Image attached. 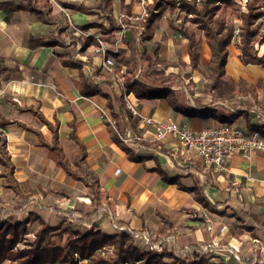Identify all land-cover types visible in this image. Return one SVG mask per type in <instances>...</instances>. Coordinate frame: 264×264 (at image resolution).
I'll return each instance as SVG.
<instances>
[{"label":"crops","instance_id":"1","mask_svg":"<svg viewBox=\"0 0 264 264\" xmlns=\"http://www.w3.org/2000/svg\"><path fill=\"white\" fill-rule=\"evenodd\" d=\"M49 1L55 25L41 22L30 11L28 0H0V114L12 121L4 132L16 167L15 177L25 195L33 194L30 201H25L5 188L0 178V224L26 221L32 214L43 220L53 218L42 202L56 200L59 206L53 211L57 218L54 217L51 227L59 226L62 217L68 216V224L89 228L95 225L108 235L118 232L117 225L138 234L173 238L177 250L209 248L210 258L216 262L264 263V153L255 152L250 160L235 157L231 173L226 175L205 168L197 155L186 151L174 137L156 141L154 129L144 127L134 117L132 123L125 118L126 124L121 122L118 133L149 144L158 143L161 151L149 150L148 158L131 161L113 139L112 131L117 132V128L107 100L102 95L82 96L79 70L64 63L82 64L85 75L92 77L102 93L114 100L116 95H121V84L100 68L104 58L99 45L91 42L86 51L79 52L88 39H101L110 51L117 52L114 54L125 53L132 65L136 49H145L147 55L160 61L182 62L186 66L166 69V75L179 77L181 86L177 82L166 83L174 95L173 103L172 97L139 100L131 94L128 96L131 105L143 115L171 119L197 132L230 123L263 136L264 69L243 64L240 50L235 44L230 45L226 74L236 83L241 80L254 86L257 97L219 101L205 91L207 78L189 66V55L185 52L188 41L183 38L175 45L171 39L176 32L169 27L167 11L155 22L153 39L139 43L131 28L111 29L102 11V0ZM111 2L118 25H121L118 20L121 13H127V6L132 7L135 18L140 12L134 0ZM38 3L42 5V0ZM59 27L63 32L58 31ZM189 30L200 41L197 51L200 68L204 69L211 60V51L202 32ZM164 34L170 39L163 41ZM31 37L57 44L31 49ZM140 68L148 71L146 65ZM97 69L101 74H97ZM113 105L119 113L115 101ZM29 107L39 109L50 123L58 125L59 141L69 160L79 150L71 134L84 145L88 170L96 175L107 200L104 211L91 218V224L84 220L95 211L90 205V189L68 177L50 159L49 149L40 144L36 132L49 143L52 132L37 117L19 110ZM102 111L110 115L113 124L102 116ZM125 145L139 155L136 143ZM248 176L251 181L247 180ZM163 217L169 225L160 232L165 224ZM80 221L86 222L80 224Z\"/></svg>","mask_w":264,"mask_h":264},{"label":"trees","instance_id":"2","mask_svg":"<svg viewBox=\"0 0 264 264\" xmlns=\"http://www.w3.org/2000/svg\"><path fill=\"white\" fill-rule=\"evenodd\" d=\"M112 0H102V11L111 23L113 31L124 27L131 28L135 37L142 41H150L153 39V26L155 22L161 19L168 7L176 8L182 18V25L175 28L187 41V52L189 55V66L193 71L202 72L208 80L205 91L214 95L219 101H227L235 99L239 96L257 97L254 86L249 85L245 81L236 83L226 74V64L228 61V47L235 44L240 50V59L245 65H258L264 69V52L261 54L256 46L258 39L259 44H264V0H144L145 15L138 25H131L130 19L135 18L131 6H127L126 16L128 21L125 24L118 25L113 17ZM28 6L32 13L45 24L55 25L54 18L51 17L52 6L49 0H42L39 6L38 0H28ZM191 23L203 33L206 38L207 45L211 51V60L204 71H200V54L197 51L199 40L194 31H189L185 24ZM59 32H63L59 27ZM59 36V35H57ZM55 37V35H54ZM261 37V38H260ZM89 42L82 44L79 52L86 51L90 43L99 45L94 39H88ZM55 41V40H54ZM61 41H58L60 44ZM57 43L47 44L35 37L29 39L31 49L43 46H56ZM135 58L133 65L131 60L125 57V53L114 54L115 67L112 77L118 79L121 75L124 77L121 85V95H116L114 100L110 95L102 93L100 85L95 84L92 77H87L82 64H75L73 58L71 63L64 65L77 68L80 73L79 88L80 93L84 97H93L102 95L108 104L117 132L112 131L114 141L122 147L129 159L138 162L148 158L149 150H160L158 143L149 144L147 142L137 140L139 155L128 148L120 138L118 133L119 126L134 121L132 111L127 106L125 97L134 95L139 100H151L167 98L173 103V93L170 87H166V83L176 82L179 77L170 74L166 75V69L170 67L186 66L184 63L160 61L153 59L147 55L146 50H135ZM148 67L149 76L141 77L138 75L140 67ZM163 67V68H161ZM97 74H101V70L97 69ZM152 77L153 79H150ZM189 77V76H188ZM187 77V78H188ZM179 82V81H178ZM183 81H180L182 83ZM115 101L118 106L119 113L113 105ZM20 112H28L37 117L39 121L45 124L52 132L51 142H46L43 136L36 132L40 138V144L47 147L50 151L49 157L57 166L65 171L68 177L73 180L82 182L91 190V204L95 211L92 215L86 216L84 220H88L90 224L93 217L104 211L103 205L107 203L105 195L100 190L98 179L94 172L88 170L86 165V149L84 145L72 133L71 139L79 145V150L73 154L69 160L59 141L58 125L50 123L39 109L20 108ZM127 118V120L125 119ZM12 121L8 120L0 114V178L4 180V187L13 191L16 196L23 197L25 201H30L32 194L25 195L19 186L15 177V164L7 148V137L4 129L11 125ZM27 128V127H26ZM28 130H32L27 128ZM72 214V213H70ZM30 215L26 221L0 224V264H78V260L85 261L87 264H226L223 260L211 262V258L207 257L200 249L192 248L179 253L173 251H162L156 253L151 251H142L137 246L136 236L141 235L130 231H118L114 235H108L94 226L86 234L80 231L73 233L74 239H70L65 243L63 248L51 245V238L59 235L62 237L67 233L65 227L68 216L62 217L59 226L51 227L46 225L44 220L38 215ZM70 217V216H69ZM41 223L40 229L30 239V226L34 220ZM160 232L167 229L166 218ZM86 221H80V224ZM145 236L150 240V236ZM151 241V240H150ZM112 247V254H105L103 249ZM75 255L79 259L76 261ZM176 260V263H167L164 259ZM259 264V263H256ZM264 264V263H261Z\"/></svg>","mask_w":264,"mask_h":264},{"label":"built area","instance_id":"3","mask_svg":"<svg viewBox=\"0 0 264 264\" xmlns=\"http://www.w3.org/2000/svg\"><path fill=\"white\" fill-rule=\"evenodd\" d=\"M97 41L104 58L100 68L112 76L115 67L113 54L117 52L110 51L101 39H97ZM137 42L142 43L143 41L138 37ZM142 71L143 69L140 68L138 75L142 76ZM123 79L124 77L121 75L117 81L122 83ZM125 98L127 99L126 103L132 111L133 117L144 127L154 129L156 141H163L168 137L178 139L186 151L193 152L197 155L205 168L229 175L231 173L230 167L235 157L240 156L244 160H250L253 153H264V136L257 131L249 132L233 124L225 123L218 128H208L197 132L188 126H180L171 119L158 120L143 115L136 107L131 105L128 96ZM102 116L109 123L113 124L110 115L105 111H102ZM120 137L125 144L135 143L137 140H140L133 136ZM247 180L251 181L252 178L248 176ZM115 229L120 232L127 231L117 225H115Z\"/></svg>","mask_w":264,"mask_h":264},{"label":"rangeland","instance_id":"4","mask_svg":"<svg viewBox=\"0 0 264 264\" xmlns=\"http://www.w3.org/2000/svg\"><path fill=\"white\" fill-rule=\"evenodd\" d=\"M137 4H139V8H140V12L139 14L137 15V18H133V19H130L131 22H135L137 23V25L140 23L141 19L144 17L145 15V9H144V0H134ZM166 19H167V22L170 24L169 27L172 28L174 30V33L173 34V37L175 38H172L171 39L173 40L174 44L177 45L179 43L182 42L183 40V36L181 34H179V32L177 30H175V28L181 26L182 24V18L181 15H180V12L176 9V8H173V7H168L167 8V12H166ZM128 17L126 16V14H124V12L121 13L120 17H119V22L121 24H125L127 23V20ZM70 25V27H74V25H72L71 23L68 24ZM185 26L189 29H194L195 31H197L199 34L201 33V31H199L195 25L191 24V23H187L185 24ZM127 27V26H126ZM124 28L123 31H125V29L127 28ZM190 31V30H189ZM263 32H264V28H263ZM261 38V37H260ZM170 37L167 36V34H164V36L162 37V40L163 41H167L169 40ZM259 40H257L256 42V46L258 47V49L260 50V53L262 54L264 52V44L263 45H260L259 44ZM159 45V44H158ZM203 45V43H202ZM186 52V55H187V51ZM188 57V56H187ZM147 68H143V71H142V75H148L149 76V71L146 70ZM206 69V67L203 69H201L200 71H204ZM201 74H203L201 72ZM106 76H108L110 79H112V76L110 74H106ZM150 79H153L152 77H150ZM176 84L179 85V82L176 80ZM120 84V82H118ZM117 83V84H118ZM175 83V82H174ZM180 86V85H179ZM181 87V86H180ZM127 99L125 98V101ZM127 102V101H126ZM190 102V101H189ZM191 103V102H190ZM127 104V103H126ZM113 121V119L111 120ZM124 127V126H123ZM123 131V130H122ZM123 137H127V136H123ZM34 192V191H33ZM89 193H91V190H88ZM33 196V194H32ZM56 199V198H55ZM83 199V198H82ZM82 199H78L79 201H82ZM42 204L46 207V209L48 211H50V215L54 216L57 218V215L56 213H54V211L56 210V208L59 206L56 202V200H43ZM92 205V204H90ZM93 206V205H92ZM54 210V211H53ZM34 217V215H33ZM40 217V216H39ZM54 217L53 218H47L46 219L44 218V222L46 225H51V223H54ZM43 220V218H41ZM34 220V222L32 223V225L30 226V239H33L34 238V235L35 233L37 232L38 229H40L41 227V223L40 221L38 220H35V219H32ZM47 221V222H46ZM90 225V224H89ZM95 226V225H94ZM91 225V227L89 228L88 226H84L81 225V227H79V225L77 226L76 224H73V223H66L65 227H67V233L64 234L62 237H60L59 235H56L54 237L51 238V245L54 246V247H61L63 248L65 246V243L70 240V239H74V236H73V233L75 231H80L81 234H86L87 232H89L91 229H93V227ZM128 231V230H127ZM148 236H150V240L148 238H146V236H144V233L141 234L140 236L137 235L136 236V241H137V246L142 250V251H151L152 252H156V253H162V251H170V249L172 250H175L179 253H183L184 251H187L188 249H176L178 248L177 246V243L173 240V238H168V239H161L160 237L159 238H156L155 235H150V234H147ZM112 250V247H106L105 249H103V252L105 254H112L111 252ZM171 250V251H172ZM202 252L207 256V257H211V252H209V248H205L202 250ZM75 258H76V261L79 259L78 255H75ZM236 259L237 261H239V257L236 256ZM165 262L167 263H176L175 261L176 260H170V259H167L165 258L164 259ZM211 262H216L215 260H211ZM78 264H87V262L85 261H80L78 260ZM176 264H179V263H176Z\"/></svg>","mask_w":264,"mask_h":264}]
</instances>
